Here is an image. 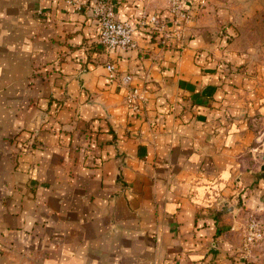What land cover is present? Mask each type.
Instances as JSON below:
<instances>
[{
  "label": "crops",
  "instance_id": "1",
  "mask_svg": "<svg viewBox=\"0 0 264 264\" xmlns=\"http://www.w3.org/2000/svg\"><path fill=\"white\" fill-rule=\"evenodd\" d=\"M106 1L137 25L134 49L109 54L69 0H0V264H248L264 41L231 44L230 61L263 59L228 77L218 33L247 32L264 1L184 0L195 17L169 23L166 44L138 22L169 0ZM108 62L146 91L141 116Z\"/></svg>",
  "mask_w": 264,
  "mask_h": 264
},
{
  "label": "built area",
  "instance_id": "2",
  "mask_svg": "<svg viewBox=\"0 0 264 264\" xmlns=\"http://www.w3.org/2000/svg\"><path fill=\"white\" fill-rule=\"evenodd\" d=\"M201 1V0H200ZM199 1V2H200ZM76 11L86 10L99 28V44L112 55L134 49V36L137 25L118 19L117 7L106 0H96L87 5L83 0H69ZM195 14L188 8L184 0H169L167 13L143 15L138 27L151 35H163V44L170 38L167 32L169 23L176 27L182 23L193 21ZM180 37L179 33H176ZM109 82L127 91L128 102L139 111L148 102L146 91L134 86L133 76L122 73L114 62L106 65ZM248 264H264V221L256 214L249 213L245 219L243 242L240 252Z\"/></svg>",
  "mask_w": 264,
  "mask_h": 264
},
{
  "label": "rangeland",
  "instance_id": "3",
  "mask_svg": "<svg viewBox=\"0 0 264 264\" xmlns=\"http://www.w3.org/2000/svg\"><path fill=\"white\" fill-rule=\"evenodd\" d=\"M264 0H261V2ZM264 3V2H263ZM252 20L248 18L249 22V28H247V32L244 30L242 31L241 25H233L232 27L229 28H223L219 33H218V46L219 49H221L223 57L217 58L220 63L222 61V66L225 69H229L230 71L228 72V77H230L232 74H244L247 76H250V67H258L259 64L261 65L262 59H251V61H246L242 64H237L234 61L228 60L229 57L228 55L226 56V50L229 48L231 44H233L236 40L244 37L246 38L247 35L249 37V44L253 45V47L258 46V42L264 41V9L260 12H256L255 15L253 13V16H251ZM253 31V32H252ZM217 40V41H218ZM224 52V53H223ZM227 57V58H226ZM107 65V63H106ZM106 65L105 69H106ZM235 69V70H234ZM240 69H242L240 71ZM107 78H108V73H107ZM109 80V79H108ZM112 84V83H111ZM126 103L128 108L137 116H141L145 112L144 106L140 108L139 111H136L131 104L128 102V98H126ZM256 142V148L254 150L255 153L258 155L263 156L264 155V128L260 129L258 133V137L255 140ZM35 144L31 143V145H28L25 147V149L29 150L30 148H34Z\"/></svg>",
  "mask_w": 264,
  "mask_h": 264
}]
</instances>
